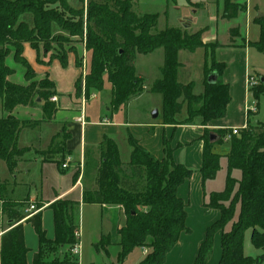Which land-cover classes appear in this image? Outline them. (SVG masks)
I'll list each match as a JSON object with an SVG mask.
<instances>
[{
  "label": "trees",
  "instance_id": "16d2710c",
  "mask_svg": "<svg viewBox=\"0 0 264 264\" xmlns=\"http://www.w3.org/2000/svg\"><path fill=\"white\" fill-rule=\"evenodd\" d=\"M112 1L116 10L108 4L91 2L84 19L83 11L72 9L68 0H0V98L7 114L0 118V159L5 162L11 175L29 152L20 148V135L24 130L42 125V122L17 119L12 115L15 108L40 106L44 121L52 120L57 109L51 104L56 91L49 77L26 88L13 87L9 79L15 72L7 66V59L14 50L15 62L26 69V79L33 80L35 75L30 76L31 67L23 57L24 45L30 44L39 55V44L46 46L55 39L53 25L62 33L79 39L80 44H85L89 56L84 86L86 98L94 93L105 94L107 79L111 86L109 107L112 108L107 109L111 112L126 108L132 98L144 91L145 81L136 73V57L148 56L162 49V79L154 83L150 92L164 98V124L178 125L175 117L182 114L183 105L188 111L186 124L201 118L205 127L212 121L227 117L232 98L229 85L219 82L226 70V65L218 63L215 58L219 45L213 47L211 60L207 58L205 67V74H216L218 83L210 86L206 80L204 93L196 95L193 83L182 85L177 80L181 68L179 54H195L199 49H205L202 38L205 31L196 34L174 28L159 31L158 16L137 17L130 4L121 0ZM175 1L167 0V3ZM245 9V6L224 0L222 19L234 20ZM26 14L33 16L32 28L22 20ZM66 16L78 22L69 23ZM236 37L238 32L232 30L231 41ZM251 47L264 54V26L259 41ZM67 57L59 60L64 63ZM78 68H82V63L78 62ZM249 93L259 107V100L264 95V83L260 81L259 88L251 89ZM180 100L182 103H179ZM217 132L219 141L225 142L224 136L228 131ZM211 134L206 131L200 171L204 183L215 181L221 168V158L212 153L219 141L210 143ZM67 138L69 135L65 133L64 139ZM229 142L225 189L211 194L205 205L209 209L219 210L222 217L208 231L195 264H208L213 253L214 238L220 232L223 238L219 264H264V123L253 126L248 122L240 136L233 137ZM128 143L131 155L127 165L121 161L117 144L109 138L100 144L97 160L90 158V151L86 152L84 180L87 183L94 171L92 180L95 188H85L83 203L124 211L126 220L118 231L119 243L114 244L109 237L102 239V244L108 249H119L118 264H124L136 250L148 252L141 264H165L180 237L191 233L186 226L188 203L178 197V189L192 178L194 172L174 163L169 149L165 158L158 160L131 134ZM235 172H240L239 180L233 177ZM8 187V182L0 181L3 217L9 227L0 239V264H28L27 256L31 251L26 245L24 224L31 225L40 244L32 264H79L78 257L71 255L80 246L78 204L58 201L49 207L54 213L55 223V238L49 240L43 226V213L27 219L29 200L19 203L9 200L6 196ZM41 208L40 205L36 207L37 210ZM248 231H252V246L262 252L256 259L246 257L244 253Z\"/></svg>",
  "mask_w": 264,
  "mask_h": 264
},
{
  "label": "rangeland",
  "instance_id": "374dc122",
  "mask_svg": "<svg viewBox=\"0 0 264 264\" xmlns=\"http://www.w3.org/2000/svg\"><path fill=\"white\" fill-rule=\"evenodd\" d=\"M108 4L112 9H115L114 3L112 0H68L69 6L74 10H82L84 13V19L87 15V10L91 2ZM123 3H128L132 6V11L137 17H143L145 15H156L159 18L158 30H164L167 27L169 28H180L183 30L184 27L189 28V32L192 34L199 33L201 31H206L207 25L209 31L205 33V38L210 41L206 43L205 49H199L196 54H189L188 52H181L179 54V62L183 66L179 69L177 80L182 85L194 84V93L200 95L205 91V67L206 60H211V52L216 45H224L229 43L230 32L235 30L238 32V37L234 40V43L239 45L238 48H220L216 51V60L218 63H224L227 66V69L220 78V84H228L232 90L231 94V103L228 106L229 118L225 122L227 126H239L240 120L245 117L246 110L248 107L255 106L258 110L255 113L257 116L253 118L250 125H255L256 123H264V95L259 100V107H257V102L255 101L252 94L245 89V79L249 80L250 77H254L255 81H258L259 88L260 80L264 78V54L259 53L251 45L257 43L261 36L262 26H264V0H231L232 3L237 6H245L246 9L239 12L238 16L234 20H222V14L224 9V0H209V2L218 3L215 5L212 11L208 15H195L191 10H195V6H189L190 11H184L185 0H177V6L175 3H167V0H121ZM195 2H202L206 0H192ZM207 9L209 5L206 4ZM205 13V12H204ZM259 15H262L263 18L258 21ZM196 18V19H195ZM66 21L69 23L78 22L69 16L65 17ZM184 19H195L197 26H193L188 21ZM22 20L26 22L31 28L33 27V16L31 14H26L22 17ZM182 20L179 24V21ZM85 28V26H84ZM53 39L48 45L39 44L40 51L44 52L49 51L51 59H63L69 55L71 50H76L80 48V40L77 38H72L68 33H62L56 25L52 26ZM61 33L60 36H57ZM61 37V38H59ZM213 40V41H211ZM218 42H216V41ZM85 42V41H84ZM251 44V45H250ZM247 46V48L243 47ZM14 51V50H13ZM209 56H207V54ZM77 55H79L77 53ZM43 56V55H42ZM42 56L39 58L40 64H46L45 60H41ZM78 62L82 63L81 75L78 79V87L76 96L84 101L88 111L95 110L96 106L103 105L104 107L110 106L109 95L111 88L106 90L105 94L94 93L91 97L86 98L84 92L85 86V77L88 73L86 67H88L89 56L80 57L78 56ZM211 62H209V65ZM164 66V51L162 49L155 51L153 54L148 56L138 55L136 57L135 67L136 73L138 76H143L145 81V88L143 94L140 98L131 100L126 108H123L117 112L118 120L122 122H131L132 124H140L147 121L152 122L154 125H161L165 120V111H164V98L162 95L153 94L150 92L154 83L162 79L161 69ZM18 71L12 77H10V82L13 87L16 88H26V84L19 82L21 72L26 69L22 66H17ZM36 74L35 71L31 68L30 76ZM206 75V80H207ZM247 76V77H246ZM33 78V79H35ZM29 80H27L28 82ZM108 87V81L105 79V87ZM111 87V86H110ZM82 89L81 91L78 90ZM147 89L149 90L147 92ZM249 90V88H248ZM96 95L95 97H93ZM97 100V101H96ZM179 103H182L180 100ZM51 104H54L51 102ZM19 108V107H17ZM15 108V110L17 109ZM21 108V107H20ZM25 108V107H22ZM38 108L41 109L40 106ZM112 109L111 107H109ZM104 109V112H107V115L111 113V110ZM103 109V108H102ZM17 111V110H16ZM33 117H29V112L25 109L18 110L15 115L17 119L21 121L30 120H40L41 112L37 110H30ZM41 111V110H40ZM103 111V110H102ZM157 112L158 118L154 119L153 114ZM184 112V113H183ZM14 113V111H13ZM30 115V114H29ZM3 109L2 99L0 98V118L6 117ZM15 117V116H14ZM188 118L187 107L183 105L182 114L176 116L175 119L179 121L186 122ZM186 119V120H185ZM53 120V119H52ZM50 121L42 122L43 128L40 130L28 129L24 130V136L19 140V146H27L30 144H40V140L46 136L43 133L47 131V124ZM34 122V121H28ZM61 129V128H60ZM57 129V131H60ZM56 130L54 129L53 133ZM243 132L240 131V134ZM218 136L217 131H212L210 134ZM44 135V136H43ZM21 137V135H20ZM60 139L65 138V131H61ZM124 134V138H125ZM123 139H119L118 144L122 152V162L127 164L130 161L131 148L127 142ZM58 140L53 141L49 145L43 147H36V150H29V152L24 156V160H32L35 157L40 159H49L53 157V154L57 151ZM36 146V145H35ZM230 142H221L219 141L216 144V147L212 150L214 155H217L221 158V168L217 173V178L215 181L208 182V189L216 192H222L225 189V183L227 179V156L229 154ZM41 165H34L29 167L31 173L29 175H24L19 173V171H24L21 166L18 165L16 172L13 176H10L7 165L4 161L0 159V180L4 182L7 180L8 183H23L26 186H9L7 190V198L13 202L18 200H27L29 195L32 197L36 194L40 195L43 190V183L40 181V171L38 170ZM233 177L237 180L241 178L240 172H235ZM16 178V180H15ZM1 201V200H0ZM3 204V203H1ZM113 209V208H112ZM113 219H116V222L120 225L123 223V215L119 213L111 214ZM4 221L0 217V230L4 227ZM77 225L80 230V245H81V255L80 262L81 264H118L119 249L117 247L107 248L102 244V239L104 236L109 235L112 238L115 235L116 229L111 231V227L108 228L109 223L106 220V217L102 215L101 209L97 205H88L84 210H81L77 216ZM31 227V225H29ZM31 229H33L31 227ZM33 231V230H32ZM110 238V239H111ZM246 247L244 250L246 257L258 258L261 253L256 250L251 244V232L248 231L245 238ZM115 241V238L111 239ZM66 253V251H64ZM71 255L76 256L74 253ZM142 256L141 250L135 251L134 255L131 257V260L126 264H134L135 260ZM78 257V256H76ZM34 258V257H33ZM1 263V261H0ZM33 263V261H32Z\"/></svg>",
  "mask_w": 264,
  "mask_h": 264
},
{
  "label": "crops",
  "instance_id": "0c3cea01",
  "mask_svg": "<svg viewBox=\"0 0 264 264\" xmlns=\"http://www.w3.org/2000/svg\"><path fill=\"white\" fill-rule=\"evenodd\" d=\"M206 4L209 5L208 9ZM190 5L195 6V10H191V12L193 11V14H200L205 16L208 15V13L212 11L211 9H213L215 5H218V3L209 2V0L202 2L185 0L183 10L190 11ZM175 6H177V0L175 1ZM195 19L184 20L190 22L193 27L197 26ZM181 21L182 20L179 21V24ZM205 26L207 27V29L204 32L202 38L203 42L206 44L210 41L205 38V33L209 31V27L207 25ZM174 29L180 28L177 27ZM183 30H186L189 34H192L189 32L188 27H184ZM234 41L235 40L231 41L230 38L228 44H220L219 47L215 50V54L216 51H218L220 48H238L239 45L235 44ZM80 45V48L78 47V49H76L75 51L69 52L67 60L64 63H62L59 59L52 60L51 55L43 51H40V54L38 55L30 44L24 45L23 57L28 62L30 67L35 71L36 78L27 82V79L25 77L26 72L23 71L21 72L22 77L19 78V82L26 84L25 87H28L32 83L41 82L49 77V79L55 85V99H57V101L54 102V105L56 106L57 112L55 113L53 120L50 123H46L48 128L47 131L43 133L46 136L43 138V140H40V142H38L40 144H35L36 146L34 144H30L27 146L20 145V148L36 150V147L39 148L45 145H49L53 143V141L58 139L60 141H58V148L57 151L53 154V157L49 159H40L36 157L32 160L22 159V161L18 164L22 167V169H24V171H19V173L24 175H29L31 173L29 167L32 168V166L34 165H41L38 170L40 171L39 179L43 183V190L40 195L36 194L32 197L29 195L27 199L29 200V206L33 204L36 207L39 205L42 207L41 210L37 211L43 213V226L44 230L47 233V238L49 240H54V213L49 210V207L58 201H70L78 204L76 208L78 216V213L88 206L83 203V193L85 188L87 187L92 190L95 188L94 181L92 180L95 175L94 171H92L91 179H89L87 183L84 180V170L87 163L86 152L90 151V158L92 160H97L99 158L98 152L100 144L105 138H109L115 141V143L117 144L122 161V152L118 141L119 139H123L125 134L126 137L124 138V141L129 144L128 137L131 134L148 152H150L158 160H163L166 156V150L169 149L172 151V159L174 163L182 164L186 168L194 172L192 178L186 181L178 189V197L188 203V216L186 220V226L191 231V233L183 234L180 237L177 246L168 255L165 264H195L200 249L207 239L208 231L214 225H216L222 217V214L219 210L209 209L205 206L206 203L209 202L210 195L213 193H217L216 191L208 189L209 181L204 183L202 175L200 173L203 166V152L206 143V131H229L231 129L243 130L247 127L248 122H252L253 118H256V116L258 115L255 114L256 112H250V110L256 109L257 111L258 109L255 106H253L252 108L248 107L245 117L240 120L239 126H227L225 124V122L229 118V113L227 111V117L224 120L212 121L205 127L202 126L201 118L194 119V121L190 124H186L185 122L176 119L178 125H165L164 123L161 125H154L152 122L147 121V119L144 123L140 124H132L128 121L122 122L118 120L117 112H111L109 113V115H107V112H104V109L107 110V107H104L101 104L96 106L95 110L88 111L84 101L76 96V85L81 75V68H78V56H80L81 58L83 56L88 58L85 44ZM243 47L247 48V46ZM77 53L79 55H77ZM40 56H42L41 60H45L46 64L39 63ZM18 65L22 66L15 62L14 51H12L7 59V66L15 73H17ZM182 66L183 65L181 64V67ZM139 77L144 79L143 76ZM247 82L248 80L245 79V89L249 92ZM225 85L228 84L225 83ZM105 88L106 90L110 89V84L108 83V87L106 86ZM148 91L149 90L147 89V92ZM230 92L232 94L231 89ZM142 94L140 96L132 98L131 100L140 98ZM93 97H95V99L97 98L96 95H94ZM18 107L19 108L16 109L17 111L21 109L27 110L30 114H28L29 117H33V111H30L31 109L41 112L40 120L36 121L33 120V118H30V120H27V122H44V114L42 112V109L38 107ZM16 110H14V113L12 115L18 118L15 115V112L17 113ZM41 128H43L42 125L37 127V130H40ZM54 129L56 131L53 133ZM57 129H60V131H57ZM63 130L66 134L69 135V138L60 139L62 138L61 131ZM23 136L24 131L21 134L20 141ZM215 147L216 145L213 147V149ZM123 164L127 165L128 163ZM64 165H67L66 169L62 168ZM10 176L13 175L10 174ZM4 182H7V180H5ZM15 185L26 186V184L23 183H9V186L16 188ZM23 201L25 200H18L16 202L19 203ZM1 203L3 202L0 201V210L2 209ZM98 207L101 209L102 215L106 217V220L109 223V226L107 227H111V231L116 229V231L114 230V237L112 234V238H115V241L112 242L114 244H118L120 240L118 231L123 228L126 220L124 211L121 208L112 209L108 207ZM114 213L123 215V223L119 225L116 222V219H113L111 217V214ZM2 219L4 220L5 218L2 217ZM4 224V227L2 228V230H0V239L9 230L6 219L4 221ZM24 230L26 245L27 248L31 251L27 256V262L28 264H32L33 257L36 253H38L40 244L34 230L31 229L29 225L24 224ZM250 232L252 234V231ZM104 237L111 238L110 234ZM222 238L223 234L221 232L215 236L213 253L208 264L220 263V260L222 258ZM245 245L246 243L244 242V250L246 247ZM80 250L81 245L79 246L78 255L79 264H81ZM141 252L142 256L136 259L134 264H141L147 257V253H145L144 250H141ZM134 253L130 255V257L124 264L128 263L131 260V257L134 255ZM260 253L262 254L261 251Z\"/></svg>",
  "mask_w": 264,
  "mask_h": 264
},
{
  "label": "built area",
  "instance_id": "2783aa9c",
  "mask_svg": "<svg viewBox=\"0 0 264 264\" xmlns=\"http://www.w3.org/2000/svg\"><path fill=\"white\" fill-rule=\"evenodd\" d=\"M247 85H248L249 90L254 89L256 86H258V81H255V79L253 77H249V80L247 82ZM56 101H57V99H55V98L53 100H51V102H53V103L56 102ZM250 112H257V111H256V109H254V110H250ZM244 129H246V128H244ZM240 131H242V130H240V129H231V130H229L226 133V135L224 136V141L225 142H229V141H231V139L233 137H239L240 136ZM62 168L63 169H66L67 168V165H64ZM37 213H39V212L37 211L36 206L33 205V204L30 205L27 208V210H26V214L28 215V218L27 219L31 218L32 216H34ZM0 217H3V211H2V209L0 210ZM144 251H145V253H148L146 250H144ZM73 253L76 256H78L79 255V247L78 248H75L73 250Z\"/></svg>",
  "mask_w": 264,
  "mask_h": 264
},
{
  "label": "water",
  "instance_id": "95a60500",
  "mask_svg": "<svg viewBox=\"0 0 264 264\" xmlns=\"http://www.w3.org/2000/svg\"><path fill=\"white\" fill-rule=\"evenodd\" d=\"M263 18V16L262 15H259V17H258V20H260V19H262ZM261 81V83H264V78L263 79H261L260 80ZM207 83H208V85H210V86H215L217 83H218V77H217V75L216 74H212V75H210L209 77H208V79H207ZM153 118L154 119H157L158 118V113L157 112H155L154 114H153ZM219 141V137L218 136H216V135H214V134H211L210 135V143H216V142H218Z\"/></svg>",
  "mask_w": 264,
  "mask_h": 264
}]
</instances>
